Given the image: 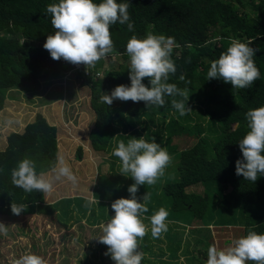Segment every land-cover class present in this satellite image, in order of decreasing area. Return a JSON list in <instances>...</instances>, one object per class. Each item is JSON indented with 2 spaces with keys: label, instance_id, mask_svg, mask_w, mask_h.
<instances>
[{
  "label": "trees",
  "instance_id": "1",
  "mask_svg": "<svg viewBox=\"0 0 264 264\" xmlns=\"http://www.w3.org/2000/svg\"><path fill=\"white\" fill-rule=\"evenodd\" d=\"M125 2L130 4L128 12L134 29L129 31L127 24L118 22L110 27L115 51L109 55L121 57L123 63L117 69L103 70L102 76L94 79L92 74L104 67L103 59L86 69L83 64L73 65L62 58L53 60L43 48L47 36L55 32L46 8L58 4L59 0H0V111L7 105L8 91L26 90L32 83L62 78L76 70L81 86L89 90V105L94 116L86 144L88 142L93 154L103 153L116 135L109 109L124 108L138 124L147 118L155 125L157 117L165 112L168 118L173 112L179 115L171 106L173 97L169 96L165 97L166 104L162 108H148L143 101L134 103L117 99L110 106L100 102V97L110 95L115 87L131 86L126 44L133 35L140 39L148 33L174 37L179 47L174 48L171 58L177 70L170 75L168 82L188 89L190 100L187 107L193 102L210 106L205 114L220 128L219 137L210 145L208 138L200 133L201 126L196 124V142L179 151L170 144L181 126L176 119L170 118L166 124L167 117L164 119L162 129L166 136V150L177 160V178L165 182L162 192L170 198L174 212L190 211L192 216L201 220L206 218L211 207L209 196L186 193V189L217 182L224 192L227 191L220 201L221 206L233 209L235 213L239 210L242 237L250 230L264 234V175L253 183L236 174V161L243 160L238 142L250 130L246 113L264 106V0H117V3ZM234 39L255 50L253 59L260 70V79L248 89H233L230 83L221 79H206L211 62L218 59ZM86 70L90 71V76L84 77ZM182 75L190 84L180 80ZM142 82L150 87L147 78ZM199 94L204 98L200 99ZM154 134L159 135V129ZM58 140L59 130L41 113H36L21 132L6 136L5 148L0 150V217L55 215L57 205L65 201L55 202L56 195L67 194V189L59 187L51 194L26 193L12 184L11 172L20 161L28 158L35 162L37 174L49 173L51 179L54 175L52 168L57 162ZM116 148L111 149L110 157L121 163L113 155ZM74 155L77 162L82 160L81 146L76 148ZM11 203L24 204L25 211L20 215L12 214ZM212 209L218 212L215 206Z\"/></svg>",
  "mask_w": 264,
  "mask_h": 264
},
{
  "label": "rangeland",
  "instance_id": "2",
  "mask_svg": "<svg viewBox=\"0 0 264 264\" xmlns=\"http://www.w3.org/2000/svg\"><path fill=\"white\" fill-rule=\"evenodd\" d=\"M103 60L101 76L103 70L117 69L123 63L118 56H108ZM128 61L129 65L130 60ZM88 72L90 73L89 70ZM200 94L199 98L203 99L204 96ZM6 97L7 105L0 111V150L5 148L8 134L21 132L34 119L36 113H41L49 124L59 130L57 158H65L73 173L76 172L78 183L73 185L67 180L55 182L54 191L60 187L68 192H62L61 196L56 195L55 202L61 199L65 201L57 205L55 215L0 217V223L8 226L7 235L0 234V264H14L26 254L41 256L47 264H115L110 255H105L108 246L99 243L97 238L103 235L101 225H105L115 214L111 204L118 198H131L128 188L134 180L120 174L121 163L111 160V149L118 147L120 141L127 144L132 138H143L147 142L155 140L166 149V136L162 129V122L166 117L165 124L171 118L176 119L181 126L178 133L173 135L170 144L179 151L196 142V124L201 126L200 133L208 138L210 145L219 137L220 126L210 121L205 114V110L210 107L208 105L202 106L193 102L189 107L192 111L184 116L173 112L168 118L166 112L161 113L155 125L150 124L147 118L138 124L136 119L126 114L124 108L116 107L108 110L116 128V135L105 152L93 154L87 146L88 142L86 144L94 121L89 105L90 93L88 88L81 86L76 70L62 78L37 81L26 90H10ZM157 129L159 135L154 134ZM78 146L83 149L80 162L74 158ZM170 156L172 162L157 183L139 186L136 194L138 202L141 203L143 196L147 192L150 194L146 202L148 212L141 216L148 227L147 234L139 241L138 250L144 257L141 264H206L210 245L214 244L223 250L242 237L243 225L238 216L239 210L235 213L233 209L221 206L220 201L227 191L224 192L219 183L213 182L186 189V193L209 196L211 207L206 218L199 220L190 211L174 212L170 198L162 192L165 182L177 178V160L173 155ZM45 176L50 178L49 173ZM46 199L52 202L55 196L53 200ZM90 200L95 202L86 206ZM214 206L218 212L212 209ZM160 208L169 213L166 220L168 230L161 237L153 238L151 224H146L144 219L148 218L150 221L151 216ZM141 244L143 248H140Z\"/></svg>",
  "mask_w": 264,
  "mask_h": 264
},
{
  "label": "clouds",
  "instance_id": "3",
  "mask_svg": "<svg viewBox=\"0 0 264 264\" xmlns=\"http://www.w3.org/2000/svg\"><path fill=\"white\" fill-rule=\"evenodd\" d=\"M130 4L117 3V0H59L58 4H50L46 12L51 14V25L54 34L48 35L43 48L53 60L61 58L73 65L83 64L85 68L94 67L101 59L115 51L110 27L117 22L127 24L129 31L134 29L128 9ZM179 47L174 37L148 33L140 39L133 35L126 44V52L130 58L129 77L131 86L119 85L110 95L100 97V102L110 106L114 100L145 102L146 106L164 107L165 97H173L171 106L180 116L192 111L187 107L188 89H181L169 83L171 74H175L176 66L172 53ZM255 50L247 43L232 40L226 51L211 62L206 79H221L230 83L233 89H248L260 79V70L255 64ZM147 78L150 87L142 82ZM181 81L190 84L182 75ZM181 97L182 99H176ZM250 129L241 139L239 148L243 160L236 161V174L245 180L256 182L264 175V106L249 110L246 113ZM113 155L121 162L120 174L131 177L134 183L128 188L131 198H118L111 204L114 216L101 225L103 235L99 243L108 246L105 255H110L115 264H141L143 253L139 249V241L148 232L141 216L148 212L146 202L150 194L143 196L138 202L137 192L141 185H155L165 174L171 164L172 157L160 144L147 142L143 138H132L125 144L120 141ZM53 176L46 178L45 173L37 174L33 160L24 158L18 167L11 172V181L15 187L26 193L40 191L51 194L57 181L67 180L73 185L78 183L77 176L63 156H58L52 168ZM95 201H88L86 206ZM11 212L20 215L25 211L24 204L11 203ZM169 213L160 208L151 216V235L159 238L166 233ZM8 226L0 223V234L7 235ZM264 264V234L249 231L246 236L237 238L226 249L210 245L207 250L206 264ZM14 264H47V261L36 254H26Z\"/></svg>",
  "mask_w": 264,
  "mask_h": 264
},
{
  "label": "built area",
  "instance_id": "4",
  "mask_svg": "<svg viewBox=\"0 0 264 264\" xmlns=\"http://www.w3.org/2000/svg\"><path fill=\"white\" fill-rule=\"evenodd\" d=\"M84 74H85L84 77L90 76V73L88 72V70H86ZM92 76L94 79L99 78L101 76V72L97 71L96 73L92 74Z\"/></svg>",
  "mask_w": 264,
  "mask_h": 264
},
{
  "label": "crops",
  "instance_id": "5",
  "mask_svg": "<svg viewBox=\"0 0 264 264\" xmlns=\"http://www.w3.org/2000/svg\"><path fill=\"white\" fill-rule=\"evenodd\" d=\"M144 221H145V223L148 224V225L151 224V221H149L148 218H145ZM150 240H151V239H150ZM141 242H142V241H141ZM143 247H144L143 244H141V245H140V248H143ZM146 247H147V246H146Z\"/></svg>",
  "mask_w": 264,
  "mask_h": 264
}]
</instances>
